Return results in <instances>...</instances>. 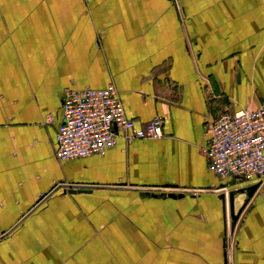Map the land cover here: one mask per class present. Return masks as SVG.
Listing matches in <instances>:
<instances>
[{"label":"crops","instance_id":"obj_1","mask_svg":"<svg viewBox=\"0 0 264 264\" xmlns=\"http://www.w3.org/2000/svg\"><path fill=\"white\" fill-rule=\"evenodd\" d=\"M109 83L164 136L59 161L64 90ZM261 104L264 0H0V264H224L225 226L227 264H264V181L204 153Z\"/></svg>","mask_w":264,"mask_h":264},{"label":"built area","instance_id":"obj_2","mask_svg":"<svg viewBox=\"0 0 264 264\" xmlns=\"http://www.w3.org/2000/svg\"><path fill=\"white\" fill-rule=\"evenodd\" d=\"M46 120L51 121L52 115L48 114ZM204 129V153L210 171L221 178L264 181V104L219 111ZM163 136L161 116L155 115L142 125L127 117L120 93L112 83L102 88H66L55 155L64 161L103 154L118 137L128 143Z\"/></svg>","mask_w":264,"mask_h":264},{"label":"water","instance_id":"obj_3","mask_svg":"<svg viewBox=\"0 0 264 264\" xmlns=\"http://www.w3.org/2000/svg\"><path fill=\"white\" fill-rule=\"evenodd\" d=\"M65 188H67V190L70 192V193H76V192H86V191H89V185H63ZM253 191L254 190V187H251L250 188V191ZM169 194V193H168ZM171 195H174L173 192L170 193ZM226 194L225 193H221L219 195L220 199L222 200V207H223V210L226 209ZM232 201H233V194L230 193L229 194V199H228V202L229 204L231 203L232 204ZM231 210V213L233 212L232 209ZM223 246H224V264H227V251H226V246H227V238H226V226H225V229H224V237H223Z\"/></svg>","mask_w":264,"mask_h":264},{"label":"rangeland","instance_id":"obj_4","mask_svg":"<svg viewBox=\"0 0 264 264\" xmlns=\"http://www.w3.org/2000/svg\"><path fill=\"white\" fill-rule=\"evenodd\" d=\"M229 232H230V236H229ZM233 234L234 233L232 231V228L229 231V225H228V234H227V236H228V240H229L230 243H233L234 242V236H233Z\"/></svg>","mask_w":264,"mask_h":264}]
</instances>
